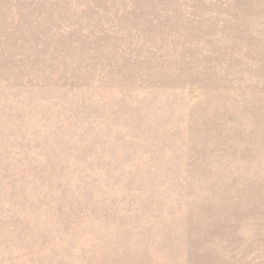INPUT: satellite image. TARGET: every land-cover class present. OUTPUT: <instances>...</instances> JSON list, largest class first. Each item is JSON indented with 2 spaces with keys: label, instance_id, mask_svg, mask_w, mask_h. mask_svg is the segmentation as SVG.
<instances>
[{
  "label": "rangeland",
  "instance_id": "rangeland-1",
  "mask_svg": "<svg viewBox=\"0 0 264 264\" xmlns=\"http://www.w3.org/2000/svg\"><path fill=\"white\" fill-rule=\"evenodd\" d=\"M0 264H264V0H0Z\"/></svg>",
  "mask_w": 264,
  "mask_h": 264
}]
</instances>
